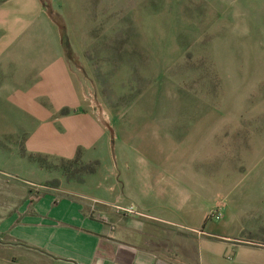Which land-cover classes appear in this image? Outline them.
<instances>
[{"label":"rangeland","instance_id":"1","mask_svg":"<svg viewBox=\"0 0 264 264\" xmlns=\"http://www.w3.org/2000/svg\"><path fill=\"white\" fill-rule=\"evenodd\" d=\"M0 29V232L128 139L173 138L264 243V0H0Z\"/></svg>","mask_w":264,"mask_h":264},{"label":"crops","instance_id":"2","mask_svg":"<svg viewBox=\"0 0 264 264\" xmlns=\"http://www.w3.org/2000/svg\"><path fill=\"white\" fill-rule=\"evenodd\" d=\"M128 140L72 191L26 197L0 232L12 237L8 264H264V243L243 236L224 182L211 192L207 171L176 158V139L167 149ZM222 200V221L209 219Z\"/></svg>","mask_w":264,"mask_h":264},{"label":"built area","instance_id":"3","mask_svg":"<svg viewBox=\"0 0 264 264\" xmlns=\"http://www.w3.org/2000/svg\"><path fill=\"white\" fill-rule=\"evenodd\" d=\"M223 206H217L212 212H210L209 218L214 220H221L224 217V211ZM124 211H127L129 213H134L135 210L133 207L125 208Z\"/></svg>","mask_w":264,"mask_h":264},{"label":"trees","instance_id":"4","mask_svg":"<svg viewBox=\"0 0 264 264\" xmlns=\"http://www.w3.org/2000/svg\"><path fill=\"white\" fill-rule=\"evenodd\" d=\"M83 169H85L86 171H89V173H94L95 172V169L93 168L92 164L84 165Z\"/></svg>","mask_w":264,"mask_h":264}]
</instances>
